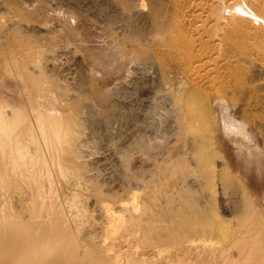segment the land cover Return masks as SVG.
<instances>
[{
  "label": "rangeland",
  "instance_id": "1",
  "mask_svg": "<svg viewBox=\"0 0 264 264\" xmlns=\"http://www.w3.org/2000/svg\"><path fill=\"white\" fill-rule=\"evenodd\" d=\"M125 2L0 0V117L8 116L0 155L9 153L0 162V224L26 221L42 235L38 223L57 216L66 234L54 245L62 264L70 256L87 264H264L262 77L243 62V81L210 98L214 148L236 184L211 188L185 154L203 129L178 124L186 109L177 92L196 85L187 80L189 64L156 45L183 6ZM221 104L248 133L236 137L244 143L218 125ZM237 202L251 214L235 215ZM177 215L199 225L181 229ZM204 225L209 235L199 239L194 231Z\"/></svg>",
  "mask_w": 264,
  "mask_h": 264
},
{
  "label": "bare ground",
  "instance_id": "2",
  "mask_svg": "<svg viewBox=\"0 0 264 264\" xmlns=\"http://www.w3.org/2000/svg\"><path fill=\"white\" fill-rule=\"evenodd\" d=\"M125 1L128 8H136L134 0ZM179 1L183 6L182 14L179 15L176 10L175 15L172 16L173 26L171 30L168 35L166 33V37L157 38L156 45L167 49L164 54L171 57L172 60L182 62V59H185L189 64L185 70L187 80L196 84L177 92L179 94L177 103L183 105L186 109L179 118L178 124L191 126L197 121L203 129V135L200 138H193L192 142H189L191 144H189L191 147H188L190 153L185 154L190 155L191 160H193V170H195L198 179L199 177L203 178L202 183L208 181V185L209 183L213 184L211 188H215L217 182L225 189L228 186L235 188L236 184H234L233 178L229 174L228 163L214 148L216 145L215 136L217 138L215 128L218 127L211 113L209 102L210 98H214L216 95L219 98V96L225 94L229 87V81L237 80L236 77L238 76V81H243V73L239 69L244 64L243 62L253 64L256 73L262 77L264 83V0ZM154 40L156 41V38ZM192 49L196 50L193 51ZM221 53L222 56L220 57ZM216 58L218 59L215 61ZM243 75L245 76V73ZM241 85H236V87ZM183 93H185V96ZM220 107L223 112L218 125H221L224 134H227L229 138L231 135L234 136L235 144L242 143L243 141H237L236 137L240 136L246 139L248 133L244 131L241 124H237L226 114L228 110L225 105L221 104ZM10 115H12L11 112ZM7 119L8 116L0 117V127L7 124ZM191 127L194 128L195 126L192 125ZM262 128H264V123ZM25 130L29 131L28 128H25ZM8 154V152L2 153L0 162L3 163ZM216 158L220 160L219 166H214ZM195 181L197 180L195 179ZM198 181H201V179ZM201 185L203 186V184ZM201 185L200 187H202ZM26 204V200L21 199L19 208L25 210ZM192 208L196 210L195 207ZM247 209L248 205L245 203L237 202L233 205L235 215L244 214ZM106 210L107 220L117 221L118 218H113L112 214L107 213ZM249 212L251 214L252 211L249 210ZM52 216L56 215L52 213ZM250 216L252 217V215ZM54 218L48 224L38 223L37 226L44 233L42 235L41 231L35 234L32 233L31 226L26 221L11 219L0 224V264H62L60 263L64 261L60 253L62 250L55 249L54 245L58 239L65 240L66 234L59 226V228H56L57 220L60 224L61 219H57V216ZM113 223L116 226L115 222ZM176 223L179 228L184 230H192L196 225H199L196 218L179 215H177ZM215 223L218 224V222ZM132 224H135L133 226L136 227L138 222L135 223L134 221ZM212 230V228L209 229V231ZM194 232L200 235L199 239L202 236L209 235L205 231V225ZM44 237L49 238L50 242H43ZM149 245L152 249L159 250L157 241L151 240ZM71 247L72 243L67 241L65 248L71 249ZM65 264L87 263L83 256H70Z\"/></svg>",
  "mask_w": 264,
  "mask_h": 264
}]
</instances>
